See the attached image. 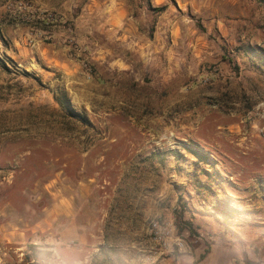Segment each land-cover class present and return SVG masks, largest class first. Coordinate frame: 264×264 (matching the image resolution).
Segmentation results:
<instances>
[{
  "label": "rangeland",
  "instance_id": "obj_1",
  "mask_svg": "<svg viewBox=\"0 0 264 264\" xmlns=\"http://www.w3.org/2000/svg\"><path fill=\"white\" fill-rule=\"evenodd\" d=\"M124 1L0 9V264H99L103 208L157 192L149 264H264V0Z\"/></svg>",
  "mask_w": 264,
  "mask_h": 264
},
{
  "label": "crops",
  "instance_id": "obj_2",
  "mask_svg": "<svg viewBox=\"0 0 264 264\" xmlns=\"http://www.w3.org/2000/svg\"><path fill=\"white\" fill-rule=\"evenodd\" d=\"M27 3L29 9H89L96 12L95 9H126L124 0H0V9H8L10 5L17 3ZM94 9V10H93ZM120 10L118 16H122ZM111 14L107 15L109 20ZM163 199H160L159 193L155 197L144 198L143 203L136 200L120 204L118 206H105L103 215L98 221L93 222V226L98 227L99 234H93L92 237L98 239L94 242L95 262L99 264H149L146 256L150 255L143 251L139 255L138 248L135 250V244L144 237L148 224L147 222L154 217H172V210L163 205ZM117 210L120 215L117 220L110 219V213ZM79 220V219H78ZM80 222V221H79ZM91 224V223H90ZM81 227V226H80ZM88 228L82 227L78 232V239L87 243ZM141 252V250H140ZM205 255L201 259L195 256H180L178 259L168 257L157 264H228L226 257H217L213 253ZM139 256V257H138ZM216 256V257H215Z\"/></svg>",
  "mask_w": 264,
  "mask_h": 264
},
{
  "label": "built area",
  "instance_id": "obj_3",
  "mask_svg": "<svg viewBox=\"0 0 264 264\" xmlns=\"http://www.w3.org/2000/svg\"><path fill=\"white\" fill-rule=\"evenodd\" d=\"M175 227L167 221L155 220L150 224V233L155 241L163 247H168L174 240L175 245L185 248V244L179 236L174 235Z\"/></svg>",
  "mask_w": 264,
  "mask_h": 264
},
{
  "label": "clouds",
  "instance_id": "obj_4",
  "mask_svg": "<svg viewBox=\"0 0 264 264\" xmlns=\"http://www.w3.org/2000/svg\"><path fill=\"white\" fill-rule=\"evenodd\" d=\"M75 264H82V262L77 261ZM83 264H86V262H83Z\"/></svg>",
  "mask_w": 264,
  "mask_h": 264
},
{
  "label": "trees",
  "instance_id": "obj_5",
  "mask_svg": "<svg viewBox=\"0 0 264 264\" xmlns=\"http://www.w3.org/2000/svg\"><path fill=\"white\" fill-rule=\"evenodd\" d=\"M205 258V255H201V259H204Z\"/></svg>",
  "mask_w": 264,
  "mask_h": 264
}]
</instances>
